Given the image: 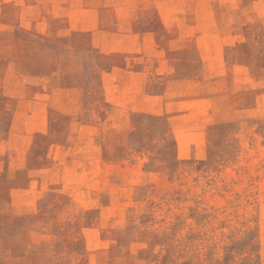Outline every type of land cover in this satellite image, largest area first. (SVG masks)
<instances>
[{"label":"rangeland","instance_id":"rangeland-1","mask_svg":"<svg viewBox=\"0 0 264 264\" xmlns=\"http://www.w3.org/2000/svg\"><path fill=\"white\" fill-rule=\"evenodd\" d=\"M0 264H264V0H0Z\"/></svg>","mask_w":264,"mask_h":264}]
</instances>
